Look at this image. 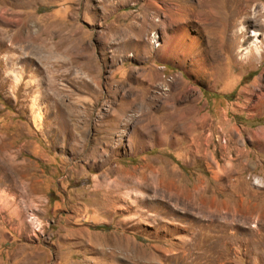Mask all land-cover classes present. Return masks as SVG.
Listing matches in <instances>:
<instances>
[{
    "label": "rangeland",
    "instance_id": "1",
    "mask_svg": "<svg viewBox=\"0 0 264 264\" xmlns=\"http://www.w3.org/2000/svg\"><path fill=\"white\" fill-rule=\"evenodd\" d=\"M0 5V264H264V0Z\"/></svg>",
    "mask_w": 264,
    "mask_h": 264
},
{
    "label": "bare ground",
    "instance_id": "2",
    "mask_svg": "<svg viewBox=\"0 0 264 264\" xmlns=\"http://www.w3.org/2000/svg\"><path fill=\"white\" fill-rule=\"evenodd\" d=\"M247 1L248 0H245V3ZM12 3L10 4L12 5ZM13 8L12 7L9 8L12 10L10 14L14 16L19 15V12H16L15 10H13ZM6 14H8V8H3V6L0 5V21L4 24L3 26L5 27L2 30L1 35H0V43H4L6 40L10 41L9 49L13 50L12 45H15L17 43L20 47L25 49L29 47V44L27 43H37L38 44L41 42V39L38 38L36 33L31 31V29L26 23H23V21H21L19 18L15 20L14 22H11V20L8 17L7 18L3 17V16H6ZM11 28H12L13 33H11ZM158 44H160V42Z\"/></svg>",
    "mask_w": 264,
    "mask_h": 264
},
{
    "label": "built area",
    "instance_id": "3",
    "mask_svg": "<svg viewBox=\"0 0 264 264\" xmlns=\"http://www.w3.org/2000/svg\"><path fill=\"white\" fill-rule=\"evenodd\" d=\"M153 34H155V33H153ZM153 36H154V35H153ZM153 41L157 42L156 45H159V44H158V37H157V36H156V37H153Z\"/></svg>",
    "mask_w": 264,
    "mask_h": 264
}]
</instances>
